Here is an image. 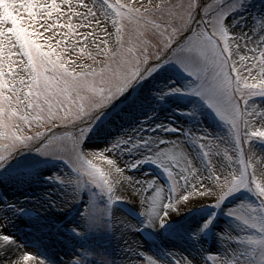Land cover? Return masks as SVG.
Returning a JSON list of instances; mask_svg holds the SVG:
<instances>
[{"label":"snow or ice","instance_id":"snow-or-ice-1","mask_svg":"<svg viewBox=\"0 0 264 264\" xmlns=\"http://www.w3.org/2000/svg\"><path fill=\"white\" fill-rule=\"evenodd\" d=\"M229 3L0 0V167L32 147L70 165L68 175L49 178L65 189L70 202L82 199L85 190H95L107 205L134 200L148 223L159 227L189 206H219L231 194L248 190L258 203L242 204L230 214L258 233L243 239L259 248V264H264V155L257 156L250 147L254 139L264 141V106L252 103V98L264 97V37L249 39L232 31ZM166 63L179 65L194 78L192 93L202 96L225 122L227 141L206 134L194 137L203 164L186 142L152 140L144 128L126 132L106 147L87 143L106 109H112L108 124L119 128L152 103L150 92H136L133 86ZM148 144L154 150L147 158L166 173L167 188L156 179L130 175L140 162L123 159ZM19 211L16 204H0V264H50L7 230ZM82 216L87 230H111L117 223L110 208L99 202L85 205ZM29 225L53 235L39 214ZM72 231L79 233L80 228ZM94 257L89 252L87 259ZM208 261L223 264L215 254ZM65 264H86V258L74 253ZM141 264L160 262L148 257ZM175 264L187 261L177 259Z\"/></svg>","mask_w":264,"mask_h":264},{"label":"rangeland","instance_id":"rangeland-1","mask_svg":"<svg viewBox=\"0 0 264 264\" xmlns=\"http://www.w3.org/2000/svg\"><path fill=\"white\" fill-rule=\"evenodd\" d=\"M132 2L135 3L136 0H132ZM227 10L230 12L229 23L232 31L238 35L248 36L249 39L264 37V0H230ZM177 66L187 73L175 63H166L160 71L153 73L148 80L134 85L133 89L136 92H150L153 97L152 103L136 112L119 128L108 124L107 121L112 114V109H106L104 115L96 121V126L89 133L87 143L106 147L111 145L118 136H123L126 132L131 133L133 129L144 128L146 129L145 137L152 140L178 136L181 143L186 142V148L190 154L200 164H203L204 161L200 159L202 155L200 149L192 146V142L195 141L193 138L206 134L226 142L230 132L225 122L219 118L212 107V111L216 115H214V119L210 118L209 112L205 108L207 101L191 91V87L195 84L194 78L188 73L189 76L183 74L177 69ZM176 89H180V91H176ZM252 103L264 106V97H254ZM156 125H163L166 128L174 126L182 131L165 132L162 128H156ZM151 129H155V131H151ZM245 147H248L247 142ZM250 147L254 152V148L259 149L260 154L264 155V141L254 139ZM153 150L154 145L152 144L142 145L127 153L123 159L128 163L140 162L137 168L130 169L131 175L140 174L146 179H153L154 177L165 185L163 176L166 173L156 162L147 158ZM193 150L197 153L195 154ZM62 160L52 155H45L32 147L18 151L4 163L3 167H0V189L6 197V201L0 198V204H16L21 209L16 214L25 219L35 218L39 214L44 221L49 223L52 232H54L53 227L55 228V226L56 230L62 227L61 231L64 233L66 230L70 231L78 226L80 233H85L86 225L82 216L84 207L90 203L98 202V200L94 190L83 191L81 193L82 199L78 202H70L65 197V189L54 180L49 179L56 175H68L72 171ZM7 180L16 183L18 201H11L9 191H12L4 185V183H8ZM117 202L120 200L111 205H107L105 202L104 205L110 208L113 220L117 221L113 227L114 231H112L116 240L115 251L98 250V247H92L89 252L105 254L106 258L112 261V264H127L126 241L123 236L126 224L121 225L117 218L115 207ZM242 204H252L246 190L235 192L227 197L219 204L218 212L212 209L216 206L214 203L202 202L189 206L183 210L185 213L183 224L173 227L170 236L166 237L167 240L163 241L164 237H161L160 234L162 228L164 229L166 225H169L168 223L163 227L156 225L159 234L157 232V234H152L151 240L158 244L161 254L168 264H172V258H178L181 261L189 260L191 264L194 261L195 264H203L204 242L201 239L200 228L203 224H208L217 245L211 254H215L218 259L223 261V264H254L251 257L258 247L249 245L243 238L256 236L258 233L245 226L238 217L230 214ZM57 205H61V207H57ZM104 206L101 205V207ZM124 211L127 216L133 219L144 214L137 208H132V212L124 208ZM40 213L44 214L40 215ZM70 217L71 219H67ZM70 220L72 222L65 224V221ZM24 229L27 232L32 230L31 226L28 225H25ZM88 231L89 235L97 234L100 237H106L108 234V229ZM145 232L153 233V230L147 225H140L136 228V233L139 236L145 237ZM32 242L40 243L36 240ZM29 243L26 242L28 246ZM182 244L186 247L187 253L179 248ZM71 255H66L63 262L65 263ZM258 257L256 262L259 264L260 257Z\"/></svg>","mask_w":264,"mask_h":264},{"label":"bare ground","instance_id":"bare-ground-1","mask_svg":"<svg viewBox=\"0 0 264 264\" xmlns=\"http://www.w3.org/2000/svg\"><path fill=\"white\" fill-rule=\"evenodd\" d=\"M173 138L179 140L178 136L170 137L169 139H173ZM254 149H255V153L257 154V156H261L260 154L261 151H258L259 149L257 148H254ZM132 175L137 178H143L145 180L152 179L151 177H149L151 179H148V178L146 179V177L140 174H132ZM148 176L150 175L148 174ZM153 179H156V178L153 177ZM156 180H157V183L161 187L166 188L165 185L162 184L158 179ZM7 182L8 183H4V185L7 186L12 191V192L9 191L10 198L12 199L11 201L13 202L18 201L17 195H16V192H17L16 183L11 182V180H7ZM120 202L122 204L117 203L115 207L117 209V218L119 222L120 223L122 222L121 225L123 224L127 225L125 234L123 235L126 241V249H125V253L127 254L126 263L127 264H141L142 261L146 262L148 257H153L156 260H158L160 264H168L164 260V257L161 254V250L155 241L149 238L139 236L136 233V228L140 225L149 226L153 230V233L148 232L150 233V235L157 234L159 232L158 227L150 225L148 223V218L145 214H143L142 216L138 215L137 219L136 218L133 219L127 216L126 212L124 211V208L129 209L130 212H132V208H137L140 212H142L141 204L134 200H130V199H123V200H120ZM43 214L44 213H40V215H43ZM184 219H185V213L181 211L175 216H173L168 221V223L170 222V225H174V227L181 226L183 224ZM29 220L30 219H25L23 217L18 216V214L15 213L10 218V222L8 224L7 230L10 233L14 231L12 234H14L17 237L21 245H23L28 250L34 251L38 255L44 257L45 259L50 261V264H64L63 259L65 258V256L73 253V249L71 248L69 244L71 239L68 238V235L63 234L61 229L59 230V235H54L55 232H52V230H51V233L53 235H50L48 230H41L39 228H35L32 226H31L32 230L27 232V230L24 229V226L25 225L30 226ZM72 221L74 222V219ZM193 227H196V226H193ZM35 240L40 241V243L32 242ZM164 240H167V239L164 238L163 241ZM26 242H30L29 246L28 244H26ZM216 246L217 245L215 241L213 245V249ZM179 248L181 249V251H184V253H187V249H185L186 247L183 244L179 246ZM1 255H3V253H1ZM186 261L188 264H191L189 260H186ZM192 264H195V261Z\"/></svg>","mask_w":264,"mask_h":264}]
</instances>
